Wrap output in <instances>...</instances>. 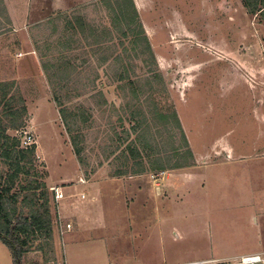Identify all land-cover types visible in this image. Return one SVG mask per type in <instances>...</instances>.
<instances>
[{
	"label": "rangeland",
	"instance_id": "1",
	"mask_svg": "<svg viewBox=\"0 0 264 264\" xmlns=\"http://www.w3.org/2000/svg\"><path fill=\"white\" fill-rule=\"evenodd\" d=\"M0 83L6 135L34 139L35 175L12 191L37 182L50 202L54 253L21 264L264 255V23L240 0H0Z\"/></svg>",
	"mask_w": 264,
	"mask_h": 264
},
{
	"label": "trees",
	"instance_id": "2",
	"mask_svg": "<svg viewBox=\"0 0 264 264\" xmlns=\"http://www.w3.org/2000/svg\"><path fill=\"white\" fill-rule=\"evenodd\" d=\"M246 12L249 15L260 16L261 21L264 23V0H240ZM129 2V1H128ZM132 5V4H131ZM133 19V18H132ZM130 20L129 25L134 20ZM130 27L128 26V29ZM139 28V31H137ZM131 34L137 33L138 36H134L132 45L134 47L144 46L145 51L150 52V46L144 36H140L142 33L141 25L137 23L136 32L131 30ZM127 75H120V82H127L129 85H134L135 82H129ZM158 80L160 77L156 76ZM127 80V81H126ZM11 87L8 84L0 83V106L2 102L6 103L5 107L1 110L2 117L8 118L15 116L16 113L12 112L10 107L11 102ZM138 97L137 95H135ZM7 98V99H6ZM58 101V99H56ZM153 116L162 123L174 122L180 129V125L177 116L174 111L168 110L167 113L157 111L155 105H152ZM60 117L64 123L66 131L70 134L74 130L76 125V115L72 114L71 118L67 109L60 108ZM78 117V116H77ZM69 118V119H68ZM9 122V125L4 126L0 119V162L6 168L5 173H0V241L8 249L12 256L13 264H21L23 258L30 253L43 254L47 262V254L54 253L53 245V231L51 225L49 198L45 185H40L37 182L35 184L23 185L21 182L18 184L16 191H12L17 183V180L27 179L29 176L35 174L32 173V157L34 156V145L23 149L20 147V141L18 138H11L6 135V130L16 129V120ZM72 145L75 150V154L79 155L80 150L76 142V137L72 136ZM131 157L139 158L140 154L134 149L128 148ZM135 154V155H134ZM180 153H176V157H179ZM181 158H191V152L185 151ZM186 166H190L189 163ZM181 165L175 163L169 169H179ZM154 169V168H153ZM163 166L157 167L154 170H164ZM33 174V175H32ZM124 173H119V175ZM29 183V182H28Z\"/></svg>",
	"mask_w": 264,
	"mask_h": 264
},
{
	"label": "built area",
	"instance_id": "3",
	"mask_svg": "<svg viewBox=\"0 0 264 264\" xmlns=\"http://www.w3.org/2000/svg\"><path fill=\"white\" fill-rule=\"evenodd\" d=\"M20 147L23 149L29 148L34 145L33 136L28 132L20 133ZM55 189H53L54 191ZM71 229L69 224H64L63 227L60 225L59 233L62 234L64 231ZM180 264H264V255L261 253L247 254L241 256H233L232 258L227 259H204L189 263H180Z\"/></svg>",
	"mask_w": 264,
	"mask_h": 264
},
{
	"label": "crops",
	"instance_id": "4",
	"mask_svg": "<svg viewBox=\"0 0 264 264\" xmlns=\"http://www.w3.org/2000/svg\"><path fill=\"white\" fill-rule=\"evenodd\" d=\"M50 189H51V188H50ZM53 189H54V188H53ZM59 190H61V189H59ZM51 196H52V194H51ZM52 200H53V199H52ZM56 200H57V199H56ZM59 202H60V201H59V199H58V200L56 201V203L59 204ZM48 204H50V202H48ZM49 209H50V207H49ZM67 224H68V223H67ZM51 225H52V223H51ZM60 225H61V227L64 226V224H60ZM65 225H66V224H65ZM59 230H60V228H59ZM68 231H69V230H68ZM68 231H64L62 234H60L59 231H58V233H59L61 236L64 237V234L67 233ZM62 242H64V240H63ZM63 245H65V243H63ZM89 246H90V245H89ZM78 248H79V247H78ZM105 261H106V260H104V262H105ZM84 262L87 263V260H85ZM104 262H103V263H104ZM68 264H72V262H69ZM74 264H75V263H74Z\"/></svg>",
	"mask_w": 264,
	"mask_h": 264
}]
</instances>
